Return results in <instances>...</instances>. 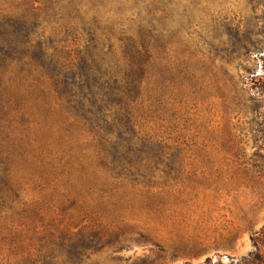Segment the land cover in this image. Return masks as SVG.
I'll return each mask as SVG.
<instances>
[{
    "label": "rangeland",
    "instance_id": "1",
    "mask_svg": "<svg viewBox=\"0 0 264 264\" xmlns=\"http://www.w3.org/2000/svg\"><path fill=\"white\" fill-rule=\"evenodd\" d=\"M149 3L152 65L128 106L124 169L40 69L0 66V264H264V117L249 81L264 33L251 54L223 51L227 25L264 30V0H0V16L36 22L33 38L72 64L89 27L115 69Z\"/></svg>",
    "mask_w": 264,
    "mask_h": 264
},
{
    "label": "trees",
    "instance_id": "2",
    "mask_svg": "<svg viewBox=\"0 0 264 264\" xmlns=\"http://www.w3.org/2000/svg\"><path fill=\"white\" fill-rule=\"evenodd\" d=\"M254 1V0H252ZM153 4V2H152ZM147 23H151L149 29L142 34L139 40L124 37L123 59L124 65L115 64L112 67H103L96 60L94 30L83 28L87 35L88 44L79 56L76 64L63 62L54 52L55 46L51 42L42 39H34L37 23L24 18L0 16V66L6 61L28 63L53 81L58 95L64 100L67 109L78 119L87 124L90 131L97 137L101 149L108 153L110 160L105 164L111 170L124 169L127 163V154H121L123 134L133 133L129 104L135 102L142 84L149 78L151 68L150 41L152 39V24L154 19V5L144 6ZM69 17L81 18L76 7L68 12ZM150 17V18H149ZM264 19V18H263ZM98 18L94 14L92 23H97ZM123 31V30H122ZM263 29L252 27L239 28V24L227 25V44L224 55L227 59L237 58L240 55H248L253 49H258L262 43L259 35ZM262 72L249 78L255 97L251 99V109L254 114L264 117L261 113L262 99L264 98V55H260ZM114 108V112L108 117V112ZM115 129L118 139L111 141L109 133ZM110 149V150H109ZM76 246V245H75ZM79 262H68L75 264ZM42 264H59L58 262H42ZM204 264H207L206 262Z\"/></svg>",
    "mask_w": 264,
    "mask_h": 264
}]
</instances>
